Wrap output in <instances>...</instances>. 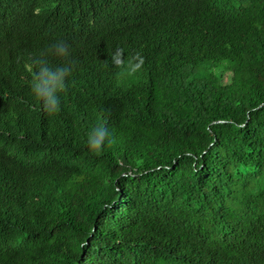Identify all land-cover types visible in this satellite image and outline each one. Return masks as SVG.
Masks as SVG:
<instances>
[{
    "label": "trees",
    "instance_id": "trees-1",
    "mask_svg": "<svg viewBox=\"0 0 264 264\" xmlns=\"http://www.w3.org/2000/svg\"><path fill=\"white\" fill-rule=\"evenodd\" d=\"M0 264H264V0H0Z\"/></svg>",
    "mask_w": 264,
    "mask_h": 264
},
{
    "label": "clouds",
    "instance_id": "clouds-1",
    "mask_svg": "<svg viewBox=\"0 0 264 264\" xmlns=\"http://www.w3.org/2000/svg\"><path fill=\"white\" fill-rule=\"evenodd\" d=\"M47 53L63 60L71 56V46L59 40L47 48ZM112 66L117 69L116 76H135L143 70L144 57L137 51L125 58L124 49L117 47L109 54ZM107 62V61H106ZM37 71L33 72L30 84L31 95L49 115L60 111V93L68 87V80L72 75L73 64L65 63L56 68L49 67L45 60L36 61ZM113 142L106 122L98 123L87 136V147L92 155L102 154L106 144Z\"/></svg>",
    "mask_w": 264,
    "mask_h": 264
}]
</instances>
